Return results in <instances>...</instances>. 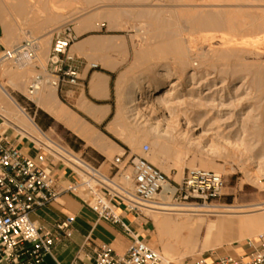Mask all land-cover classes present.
Instances as JSON below:
<instances>
[{
	"label": "rangeland",
	"instance_id": "obj_1",
	"mask_svg": "<svg viewBox=\"0 0 264 264\" xmlns=\"http://www.w3.org/2000/svg\"><path fill=\"white\" fill-rule=\"evenodd\" d=\"M32 1L35 4L29 0H0V21L7 35L15 39L7 50L31 38L38 46L35 60L25 61L26 64L21 67L17 61L7 60L0 54V82L17 105L35 109L37 103L30 98L28 86L35 75L43 73L50 41L64 27H69L76 37L81 33L116 32L129 39L130 59L114 83L117 107L118 100L123 105L124 93L131 92L128 86L132 81L139 77L155 78L156 69L162 65L169 66L171 74L168 79L156 77L154 87L176 82L178 73L183 69V76L193 72L196 74L195 80L205 82L196 89L198 93L192 94H187L192 85L187 78L176 83L179 99L189 102L192 99L195 102L199 98L210 109L176 106L171 113L173 123L159 125L160 128L168 127L172 135L167 137H155L148 133V122L159 118V114L140 111L135 118L129 119L125 107L122 106L120 110L123 134L127 138L138 136L140 147L132 148L129 155L145 157L162 172L168 171L170 175L165 174L175 182H180L190 168L217 172L224 180V188L220 196L208 205H235L250 209L234 212L202 210L195 211L194 215L147 213L152 222L150 216L154 219L159 215L168 216L174 222L191 218L196 223L188 250L181 248L176 250L178 253L175 256V251L171 252L173 256L164 255L170 264L195 260L202 253L233 248L264 233V230L245 235L235 233L230 239L207 245V248L203 240L209 223L238 219L240 215L244 217L248 213L256 214L250 206L260 207L264 204V0H66L69 2L67 4L63 0ZM51 1L62 2L64 6L56 11L50 5ZM230 10H240L235 21L244 17L248 21L246 17L253 19L251 17L256 16V28L253 31H230L227 41L220 39L219 34L229 32L227 22L231 19ZM26 34L31 36L27 37ZM211 34L216 37L210 38ZM185 54L190 56V60L182 62ZM7 80L15 82L16 86L10 87ZM220 84L227 86L203 97L206 90ZM42 90L53 91L58 104L68 106L59 90L47 84L41 87ZM0 105L6 109L4 115L11 120L17 107L6 101L2 93ZM49 113L55 120L42 113V121L47 125L40 120L36 123L53 143L74 152L82 150L83 157L95 164L104 159L112 160V154L103 156L98 150L84 147L85 140L78 133ZM201 118L206 122L203 121L197 131H191L184 123L185 119L197 123ZM223 138L229 144L222 143ZM143 143L149 146L147 153H142ZM154 239L157 240L155 236ZM156 245L161 250L159 241Z\"/></svg>",
	"mask_w": 264,
	"mask_h": 264
},
{
	"label": "built area",
	"instance_id": "obj_2",
	"mask_svg": "<svg viewBox=\"0 0 264 264\" xmlns=\"http://www.w3.org/2000/svg\"><path fill=\"white\" fill-rule=\"evenodd\" d=\"M75 39L76 35L69 27L62 28L52 37L46 66L43 73L32 78L28 86L30 93L44 84L56 91L63 86L79 84V59L70 51ZM37 48V42L30 39L1 54L7 59L11 52L13 57L8 59L14 61H21L23 56L34 61ZM91 67L95 65L91 64ZM44 146L53 158L72 166L75 179H57L43 165L45 154L39 153L35 158L24 155L8 141L6 131L0 130V264H41L43 257L52 253L60 239L71 236L72 219L62 220L55 224L53 231H48L30 218L32 211L56 201L65 193L82 194L85 205L98 219L118 225L131 235L124 253L115 252L108 245L95 247L92 255L85 256L92 264H169L158 248L133 233L119 208L147 218L146 210H159L152 203L161 202V198L168 199L169 204L206 206L220 196L224 188L222 176L209 169H187L181 181L175 182L141 155L127 152L118 155L104 170L101 162L94 164L78 152L66 149L72 157L66 159L48 143ZM141 150L147 153L148 144L143 143ZM245 243L251 250L248 264H264V233ZM203 263L202 258L196 261V264Z\"/></svg>",
	"mask_w": 264,
	"mask_h": 264
},
{
	"label": "crops",
	"instance_id": "obj_3",
	"mask_svg": "<svg viewBox=\"0 0 264 264\" xmlns=\"http://www.w3.org/2000/svg\"><path fill=\"white\" fill-rule=\"evenodd\" d=\"M3 29L0 21V54L15 42V39L9 37ZM70 51L79 59L78 77L80 80L77 86L61 88L60 95L68 106L63 105L81 122L88 125L92 133L104 139V153L91 146H86L84 140L77 137L84 142V147H90L103 156L112 154L114 158L126 152L130 154L132 148L140 147L138 136L127 138L123 134L121 124H115L116 120L120 119V113H118L114 90V83L120 70L130 59L129 39L126 35L116 32L81 33L71 44ZM91 64H94L95 67L92 68ZM44 92L42 90L40 94L43 96ZM39 111L52 117L48 111L37 104L34 110L18 104V110L14 111L11 120L0 113V130L6 131L8 141L19 148L24 155L35 158L39 153L45 154L43 165L57 179H75L76 175L72 166L65 161L53 158L44 146V143H47L46 140L51 139L36 123L37 117V121L40 120L44 125H47L42 121L41 114L38 115ZM25 117L36 127L38 136L44 140L38 139L29 132V125L25 123ZM77 152L83 155L82 150H77ZM110 161L107 159L100 161L101 168L106 170ZM84 199L82 194L65 193L56 201L30 213L31 220L40 228L48 231H53L56 223L64 219H72L71 236L60 239L54 245L52 253L43 257L41 264H72L74 261H77L78 264H92V261L85 256L92 255L93 249L101 245H108L118 253L126 251L131 242V235L123 232L118 225L98 219L85 205ZM119 212L133 233L140 239L152 242L154 245L158 244V241L161 243L152 216L150 217L153 222L148 217L128 212L123 207L119 208ZM154 231L157 240L154 239ZM250 251L246 243H243L229 249L202 253L195 260L188 259L177 264H196L200 258L204 260L203 264H248Z\"/></svg>",
	"mask_w": 264,
	"mask_h": 264
},
{
	"label": "bare ground",
	"instance_id": "obj_4",
	"mask_svg": "<svg viewBox=\"0 0 264 264\" xmlns=\"http://www.w3.org/2000/svg\"><path fill=\"white\" fill-rule=\"evenodd\" d=\"M29 2H31L32 4H35V1L29 0ZM56 2L59 3L58 1H53V3L51 1L52 4H50V5L52 6V8L54 10L57 11V10L61 9L62 5L64 6V3L66 2V0L65 1L63 0L62 2H64V3L61 4L62 3L61 2V3H59V5ZM67 3H69V2H66V4ZM19 6H21V5H19ZM47 6H48V2H47ZM36 7H38L37 4H36ZM239 11L238 10L237 11H231V10L228 11L231 14V16H229V17H231V19L229 18V22H227L228 28H229V29L228 28L227 29L229 30V32H222V34H219L220 39L227 41L226 38H228L227 36L230 33V31H231V33L236 32V31L237 32L238 31L243 32L244 30L253 31L256 28V25L258 24V18H256V16H254V17L252 16L251 18H253V19H249L248 17H246L248 19V21H246L244 19L245 17L239 18V19H237V21H235L236 17H238ZM240 16H242V15H240ZM259 21H260V19H259ZM259 23H261V22H259ZM1 24H2V21H1ZM246 24H247V27H246ZM2 26L4 27L3 24H2ZM260 26H261V24H260ZM3 30L6 32L5 28ZM30 36H31V34L27 35V37H30ZM215 37H216L215 34L210 35V38H215ZM27 55H28V53H27ZM9 57H13L11 52L9 53L7 60H9L8 59ZM25 57L23 56L20 59L21 61H17L19 63V67L24 66L26 64L25 61H30V58H25ZM189 60H190V56L188 54H185V57H183L182 62H187ZM171 71H172V69L169 66L162 65L156 69V72L154 75H155V78L156 77L167 78L168 76H170ZM184 71H185V69H183L181 72H179L178 76H177V81L171 82V83H169V85L161 83V84L154 87V83L156 82V80H155V78H150V77H148V78L139 77L136 80L132 81L128 86L129 89H131V92L124 93V96H122V97H124L123 105H121L122 104L121 100H118V113H120L122 106L125 107V110H126L125 114H127L129 119L135 118L136 114H138L140 111H148V112H152V113H157L160 115L159 118H156L153 121L150 120L151 122L147 121L148 122L147 125L149 126L147 129L148 133H150L152 136H155V137H160V136H166L167 137V135L171 134V132L167 129L168 127L167 128L166 127L160 128L159 125L164 124V123L169 124L170 122H172L174 117L171 116V113L174 112V108L176 106L185 105V106H189L191 108H196V109L201 107L202 110L205 108L210 109V107H208V105L205 104L204 102H201L199 98H197V100L195 102L192 101V99H191V102L179 99V97H178L179 89L176 88V83H179L180 81L186 80V78H187V81H190L192 83L191 88L187 91V94L198 93L196 91V89L201 88L203 83H205L202 80H198V81L195 80L196 74L193 72L189 76H183ZM1 83L2 82H0V93H2V95H4L6 101H8L12 105H15L17 107V110H18V105L15 103V101L9 95V93L4 89V87ZM7 83L10 87L16 86V83L11 81V80H7ZM48 86H50V85H48ZM222 86L225 87V86H227V84L226 85L220 84L218 86H213V88L211 87V89L209 88L208 90H206L204 92L203 97H205L206 95H212V93L217 88H220ZM50 87L55 89L52 86H50ZM40 89L37 91H33L31 93L28 91L30 93V98L34 102H36L39 106H43L45 108V110H48L54 116L63 120L70 128H72L76 133H78L85 140V145L91 146L92 148L98 150L99 152L104 153V151H105L104 139H102L99 135H95L94 133H92V131H90V128H88V126H85L77 118V116L74 113L69 111L64 106L58 104V102L56 101V96H55L53 91H46V92H44V94L42 96L39 92ZM0 113L2 115H4V113H6V109L1 105H0ZM181 118H183V117H181ZM203 121H205V120L201 118L199 122L191 123V121L185 119L184 123L187 127L190 128L191 131H194V130L197 131L198 129H200L199 125H201V123ZM25 123L27 125H29L28 129H29V132H31V134H33L35 137H37L40 140H44L43 138H40V136H38V133L36 131V127L32 123L28 122L26 117H25ZM20 124H21V122H20ZM115 124L119 125L120 120L119 119L116 120ZM21 125H23V124H21ZM111 129H113V128H111ZM170 130H171V128H170ZM199 136H201V135L199 134ZM198 140H199V138H198ZM46 142L52 147V149H54L55 151H57L58 153L63 155L66 159L72 158L71 155L65 151L66 150L65 147H61L58 144L53 143L51 140H46ZM195 142H196V140H195ZM223 142L226 144H229V142L226 138H223L222 143ZM234 142H236V141H234ZM163 169H165V168H163ZM242 170H244V169H242ZM165 173L167 175H170L168 171H165ZM261 185H262V183H261ZM161 200H162L161 202L152 203L153 207H155L156 209H159V210H155V211L146 210V214L148 213L149 215H152V214L194 215V214H196L195 211H202V210L203 211H218V212H234L237 210H243L244 209V207H242V206H235V205L193 206V205H188V204H169L166 202L168 199L161 198ZM211 208H212V210H211ZM250 208L253 209L251 211H254L253 213H256V214L248 213V214H244L245 215L244 217L240 215V218H238V219H221L217 222H211V223L208 222L209 224L207 226L205 239H203L205 248H207L206 247L207 245H210L213 243H220L222 240L230 239L231 236H233L235 233H238V235L239 234L243 235L244 233H250V232L258 231V230H264V204L260 207H257V205H252V206H250ZM191 211H193V212H191ZM247 211H250V209ZM247 215H251V216H247ZM154 222L156 225V230H157V232L161 238V250H162L163 255L173 256V254L171 252L175 251L174 252V256H175V253H178L176 250H179L181 248L188 250L187 248L189 247V244H191L192 235L196 231V226H195L196 223L193 219L185 218L179 222H174L168 216L156 215L154 217ZM168 262H169V260H168ZM169 264H170V262H169Z\"/></svg>",
	"mask_w": 264,
	"mask_h": 264
},
{
	"label": "trees",
	"instance_id": "obj_5",
	"mask_svg": "<svg viewBox=\"0 0 264 264\" xmlns=\"http://www.w3.org/2000/svg\"><path fill=\"white\" fill-rule=\"evenodd\" d=\"M39 114H42V112L39 111V112H38V115H39ZM36 121H37V117H36ZM107 135H108V134H107ZM108 136H110V135H108ZM110 137H111V136H110ZM111 138H112V137H111Z\"/></svg>",
	"mask_w": 264,
	"mask_h": 264
}]
</instances>
